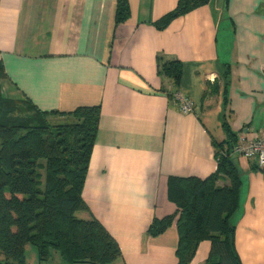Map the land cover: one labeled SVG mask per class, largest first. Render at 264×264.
<instances>
[{"label":"crops","instance_id":"1","mask_svg":"<svg viewBox=\"0 0 264 264\" xmlns=\"http://www.w3.org/2000/svg\"><path fill=\"white\" fill-rule=\"evenodd\" d=\"M177 1L127 0L129 17L116 24L117 0H0L3 96L48 113L50 125L98 107L81 194L87 212L76 217L113 237L121 255L111 264H177L174 225L148 233L177 212L167 179L215 174L223 116L234 141L264 133V0H210L158 30ZM171 61L182 66L177 86L157 73ZM175 92L190 114L172 102ZM229 158L240 181L234 248L241 264H264V173ZM228 185L225 176L216 182ZM27 251L26 264H66ZM209 251V241L199 242L188 264H206Z\"/></svg>","mask_w":264,"mask_h":264},{"label":"trees","instance_id":"2","mask_svg":"<svg viewBox=\"0 0 264 264\" xmlns=\"http://www.w3.org/2000/svg\"><path fill=\"white\" fill-rule=\"evenodd\" d=\"M209 2L178 0L155 27L163 30L172 20ZM128 17L127 0H117L115 23ZM181 72L178 61L158 63L157 73L176 86ZM226 105L224 97V108ZM29 107L34 115L26 116L0 88V264H26L28 247L36 250L39 262L55 253L66 264H111L121 255L113 237L98 221L76 217L87 212L81 194L95 141L98 107L78 108L69 114L73 122L61 125H50L48 113ZM222 127L227 138L222 145L214 143L215 174L204 180L169 177L167 198L177 212L155 220L148 228L149 235L157 237L174 225L177 264H188L203 240L210 242L206 264H241L231 222L240 181L229 153L237 141L225 116ZM220 176L229 180L228 186H216Z\"/></svg>","mask_w":264,"mask_h":264},{"label":"built area","instance_id":"3","mask_svg":"<svg viewBox=\"0 0 264 264\" xmlns=\"http://www.w3.org/2000/svg\"><path fill=\"white\" fill-rule=\"evenodd\" d=\"M172 102L184 115L193 111L191 103L179 92L172 95ZM231 154L253 163L258 170L264 173V133L255 141L248 142L239 138L232 147Z\"/></svg>","mask_w":264,"mask_h":264},{"label":"rangeland","instance_id":"4","mask_svg":"<svg viewBox=\"0 0 264 264\" xmlns=\"http://www.w3.org/2000/svg\"><path fill=\"white\" fill-rule=\"evenodd\" d=\"M13 101H15L18 110L21 111L22 113H24L26 116L34 115V112L30 109L29 105L26 102H24L21 99H16V100H13ZM68 122L70 123V121H68V120L65 121V122H57L58 123L57 125H61L62 123H68ZM51 125H56V123L53 122V123H51ZM27 253H28L29 256H31L32 253H37V252H36V250L34 248L28 247Z\"/></svg>","mask_w":264,"mask_h":264}]
</instances>
